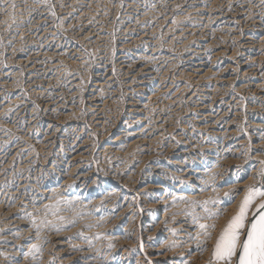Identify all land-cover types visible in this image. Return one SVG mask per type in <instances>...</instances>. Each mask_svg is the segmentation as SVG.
<instances>
[{"label": "bare ground", "instance_id": "6f19581e", "mask_svg": "<svg viewBox=\"0 0 264 264\" xmlns=\"http://www.w3.org/2000/svg\"><path fill=\"white\" fill-rule=\"evenodd\" d=\"M143 1L144 0L141 2L142 4ZM220 1L221 0L209 1V11H212L213 8H216L214 15L215 20L222 19L220 32H218V35L216 36L218 39L212 38V36L209 37V41H207L203 39L204 37H201L203 40L200 41H204V43H201L205 44L203 46L209 48L208 59L206 58L207 61L205 60L204 62L201 61V59L195 60L192 58V56L195 55L194 53H198V50H196L194 53L192 52V56H190V58L187 57L190 61L188 63L189 66L186 65L188 67L179 69L177 73V81H180L179 83L176 82L174 85H172L167 81V79H165L168 77H162L163 70L161 73L162 76L160 75L159 78L157 75H153V69L149 71V68L146 67L147 65L143 66L145 62L143 65L142 63L139 65L138 61L136 62L131 60V65L123 63V68H126L128 71V69L134 65V67L137 68V70L135 69L137 74H140V72L146 70L145 74H147L149 76L148 78H150L149 83H152L154 87L145 88L140 83H137L135 86H133V84H130V82L134 78H130V82L128 81L126 84L125 81H123L125 85H122L123 88L119 94L126 98V103L122 102L125 104H123V107L122 105L120 106L122 107L120 108L121 110L119 109V112H116L115 115L113 114L114 117L112 115V118L109 114V107H111L109 106L111 104L109 101H111V95H108L110 99L105 100L103 99L104 94H102L103 88H105L107 84L113 80L110 72L93 76V79H91L89 84L85 86L87 89L84 87V90L78 92L77 94H75V92L73 94L71 93L69 98H78V100H76L78 101L77 106L73 105L71 102H69V100L60 102L52 100L48 101V103L44 102V104L38 106V108L43 107L45 110H53L52 113L54 114V118L50 117L47 122L45 121L46 124H44V128H42V132L40 131V133H38V131L37 136L35 134L33 137L32 131L30 130V132H28L29 134L27 139L28 142H31L29 139L32 138L31 140L33 143H31L35 145L34 150H38V154H42L44 152L47 153L45 154V157L41 159L42 164L40 169H38V172H40V174H44L43 176L47 177L48 179L46 184H43L40 187L36 180H31L30 184L24 183L25 185L23 184L18 185L19 187L17 186L19 189H25L26 187L31 186V188L34 190H38L42 195V197L39 198L40 200L35 198L38 200V202H36L37 200L35 202L28 200L27 202V200H25L22 195V198L16 201L17 203H14L13 206L4 205L6 203L0 204V225H2L0 229L2 230L4 227H8L14 230L13 234L0 236V264H208V261L211 258L215 239L227 221L238 211V207L243 200L244 195L246 194L248 186L253 184L258 185L261 182L259 173L261 170H264V163H262L264 162V3L260 8H255L256 10H253L250 9L251 6L248 8L246 5H244L245 3L240 4L239 0H226L227 3L225 2V6L222 5L224 1H221L222 3H220ZM263 1L264 0H262L260 3ZM258 3L256 4L259 5ZM146 5H149V2ZM196 9L193 10L196 11ZM199 9L201 10V8ZM202 10L204 9L202 8ZM160 12L162 13V11ZM189 12H192V8ZM196 12H198V10ZM91 15L93 16V14H90V16ZM159 15L160 13L158 16ZM128 16L131 15L129 14ZM166 17H169L168 14ZM179 18L177 19L179 20ZM203 18L205 17H202L201 19ZM163 19L165 18L163 17ZM182 19L184 18L182 17ZM142 20L143 19H141V22ZM206 20L208 21V19ZM174 22L175 20L172 24H174ZM137 23L135 25H137ZM143 23L145 24V22ZM97 24H99V22ZM93 25L95 24L93 23ZM98 28H100V26ZM135 28L137 29V27ZM189 28L187 27L186 29ZM107 29L109 31V28ZM131 29L130 31L133 33L134 29ZM156 29L155 31H157ZM172 29L173 28L171 26V32ZM202 31L204 32L203 29ZM213 31L215 30L213 29ZM208 32L206 31V33ZM152 33L153 32H151V34ZM191 33L193 34L194 31ZM212 34H210V36ZM193 35L191 36L193 37ZM87 36H83V38ZM147 37L150 38L149 36ZM145 38L141 37L139 39H135L134 41L148 43L152 40V38H150L151 40L147 41ZM79 39H81V37H78V40ZM172 39L174 40L175 38L172 37ZM181 39L183 38L181 37ZM194 39H196V37ZM81 40L84 41V39ZM192 40L193 39L190 37L184 42L180 41L184 45L182 47L179 46L180 50L177 48L176 49L185 53L187 50L184 51L183 47L186 46L189 41L192 43ZM48 41L51 40L48 39ZM157 41L158 39L155 42L153 41L154 46ZM172 44H174V42ZM149 45L147 44V47ZM128 46L130 45L128 44ZM126 48L128 47L126 46ZM161 49L160 51H162ZM190 50L188 49V51ZM125 51H127V49ZM160 51L154 49L152 50L151 54L142 56L140 55L137 57V59L143 57L149 60L152 58L150 55L153 54L158 55L160 58V56H162V54L159 55ZM115 53L116 52L112 54ZM137 55H139V53ZM102 56H104V54ZM80 57L81 56H79V58ZM8 58L10 57L8 56ZM51 58L52 57L50 56V59ZM59 59H61V57ZM153 59L154 57L152 60ZM70 62L71 61H69V63ZM158 62L161 61L158 60ZM164 62L165 60L163 63ZM71 63L75 64V67H77L80 61L74 60ZM173 63L174 62H172V64ZM153 64L155 65L156 62H153ZM165 65L167 66V64ZM97 67L99 68V66ZM2 75H4V73H2L0 77ZM12 76L14 77V75ZM120 78H122V76ZM155 78L159 81H156ZM2 80H4L3 84L6 85L7 83L9 84L10 78L5 76V78H2ZM11 84L12 81L9 86ZM36 88H38V86ZM36 90L35 93L41 92V89L37 91ZM30 93L32 92L30 91ZM116 94L117 92L114 94V96H117ZM17 96V94L13 95V98L15 97L14 101L18 100V98H16ZM11 98L12 97L2 96V110L8 109L11 104ZM250 100L251 102H249ZM113 101L118 100L114 99ZM113 101L111 102L113 103ZM12 103L14 104V102ZM17 103L20 104L16 101L15 104ZM36 108L37 107H30L28 109L29 117L35 114L34 112H36ZM59 108L63 109V111L58 110ZM149 108L153 109L154 111L156 109H166L167 111H170V109L173 108V112L172 114L169 113V115L165 117L162 113H158L157 116H155V114L153 116H148L150 114L148 113V115H146V109L149 110ZM81 109L82 111H85V114H91L94 117H90L88 123L85 125L90 124L92 130L94 129V131L99 134V139L93 141L89 136H87V134L84 137H81L77 134L76 138L70 141L61 139L58 145L59 149L57 148V153L54 154V156H58L59 154L60 161L59 159H56L48 154L47 149L48 147L50 149L54 148L57 145L58 142H56V137H59L58 135L61 130L65 131L66 133L65 127L68 124H72L73 122L77 121L75 118H77V116L82 113L80 111ZM23 112L25 111H22V113ZM157 112L159 111L157 110ZM82 114L85 115L84 112ZM170 115L173 117L171 118ZM121 118L124 119L121 121ZM174 118H181L180 120H182V122H178L179 125H177V122L174 123ZM74 119L76 121H74ZM90 135L92 134L90 133ZM167 135L169 137L173 135L172 141L169 139L170 143L168 141V143H166V141L163 142L162 138L165 139L168 137ZM9 141L11 142V140ZM63 145L66 148H64ZM25 149L26 147L19 149L17 148L15 152H12L14 155L8 160L7 166L15 159L14 157L16 154L25 152ZM155 154H161L162 156L164 155L166 157V159L163 158V161L166 162V165H169L172 168V171L169 170L171 172H168L167 175L162 172V166H160L158 163H151V158H154ZM95 156L100 158V160L102 158H104V160L107 159V164L105 167L104 165L99 167V165L96 166L92 164L91 159H93L92 157ZM57 162H61L59 164H62L63 169L58 172L56 175L57 177H54L53 174L55 172H53V170L57 169L59 165ZM253 162H256V165L248 168L251 164H253ZM17 163L18 162H16V164ZM247 163H249V165H246ZM38 165H40V163ZM124 169L128 171L127 174L122 175V171ZM26 178H28V180L30 179L29 177ZM33 178L35 177L33 176ZM19 182H21V180ZM0 191H2V189ZM9 194L12 197L14 196V193ZM1 198H3V196ZM75 200H79L80 202L82 200L86 201V203H81L83 207H86L85 211L87 208L90 209V206L92 205V209H90V211L87 210L86 212H82L83 214L79 212L80 207L78 209L79 211L75 210L76 213L79 212L80 215L82 214L79 220L77 218V220H74L76 213L70 211L71 209L69 210L68 208V206L71 204L73 205ZM193 201L196 203L194 204ZM205 201H217L218 203H208L206 205L207 211H205ZM77 204L80 203L77 202ZM114 207H117L116 212H113ZM47 209H51L50 214L45 212ZM61 209L64 210L60 211ZM98 209L100 211L103 210L101 215H98ZM191 209L194 210V212H191L193 214H189ZM217 211H222L223 214L218 218L209 219V213ZM59 212L63 213V216L67 218H65L63 221H59V216L57 217ZM140 214H142V216ZM194 217L196 218L195 220ZM37 220L41 221L37 223L41 225L40 228L38 226L39 230L35 225ZM201 223L207 225H216L214 229H207V232L211 234V238L205 234V230L198 227V225ZM44 228H47V230H43L42 232V229ZM33 244L38 246L39 251H33L30 253V249ZM109 244H112L113 247L110 248ZM21 250L24 252H21Z\"/></svg>", "mask_w": 264, "mask_h": 264}, {"label": "rangeland", "instance_id": "374dc122", "mask_svg": "<svg viewBox=\"0 0 264 264\" xmlns=\"http://www.w3.org/2000/svg\"><path fill=\"white\" fill-rule=\"evenodd\" d=\"M72 1V2H71ZM75 1V2H74ZM83 1V2H82ZM157 1V2H156ZM179 3H178V2ZM203 1V0H202ZM201 0H144L143 4L141 3L142 0H0V75L2 73H4V75H2L1 77L4 79L5 76L9 77V84L12 81V84L9 86V84L5 85L3 84L4 80H2V78L0 77V104H1V108H0V190L2 189V191H0V204H4L6 206H13L14 203H17L16 201H18L20 198H25V200L29 201H33L35 202L37 199L40 200L39 198L42 197V195L39 193V191L34 190L33 188H31V186L26 187L25 189H19L18 185H23L24 183L30 184L31 180H36L37 184L40 186H42L43 184L45 185L47 182V177L43 176L44 174H40V172H38V169H40V166L42 164L41 159H43L45 157V154L47 153H39L38 154V150H34L35 145H33V141L31 140L32 138H30L29 140L32 142H28V132H30V130L32 131V136L34 137L35 134L36 136L38 135V133H40V131L42 132V128H44V124H46V122L48 121V119L54 118V114L52 113L53 110L48 109L45 110L43 107H39L42 104L48 103V101H67L69 100V102H71L73 105L77 106L78 104V98H69L71 93L73 94L75 92V94H77L78 92L84 90V87L87 86L90 82L91 79H93V76H97L98 74H106L110 72V75L112 77L113 80H111V82H109L107 84V86L105 88H103V99L107 100L110 99L111 97V101H113L114 99L118 100V101H113V103L111 101H109V103H111L109 106L110 109V115L112 118V115L116 114V112H119L118 110L120 108L123 107V104L126 103V98L124 96H121L119 94L120 91H122L121 89L123 88V86L132 78H134L130 84L132 83L133 86H135L137 83L142 84L145 88H152L154 87V85L152 83H149V76L147 74H145L146 70L140 72V74L138 75L136 70L137 68L134 67V65H132L128 71L126 70V68H123L124 64L127 65H131L132 61H138L139 65L142 63L143 66H146L147 68H149V71L154 72L153 75H157L160 78V75L162 76L163 74V78L167 79L168 82H170L172 85H174L176 82L179 83L180 81H177L178 79V71L179 69H184L185 67H188V63L190 62L188 60V58H190V56H192V52H196V50H198V53H194L195 55L192 56L193 59H201V61H207L208 56H209V48L204 47L202 44L204 43V41H200V40H207L209 41V37L212 38H217L216 37L218 34V32H220V27L222 26V19L220 20H215V11L216 8H213L212 11H209L210 8V0H204L202 2ZM223 2V6H225V4L227 3L226 0H221ZM220 1V3H222ZM239 0L240 4H244L246 5L248 8H250L249 6H251L250 9L256 10L255 8H260L264 1L262 3H260L262 0ZM248 1V2H247ZM251 1V2H250ZM101 2V3H100ZM135 2V4H134ZM149 2V5H146ZM172 2V3H171ZM194 2V3H191ZM226 2V3H225ZM250 2V3H249ZM259 2V3H258ZM15 4L16 7L13 10V8L11 7L12 4ZM133 3V4H132ZM157 3V4H156ZM171 3V5H170ZM174 3V4H173ZM177 5H176V4ZM203 3V4H201ZM205 3V4H204ZM248 3V4H247ZM253 3V4H252ZM256 3H258L259 5H257ZM138 4V5H137ZM173 4V5H172ZM251 4V5H250ZM142 5V6H141ZM144 5V6H143ZM168 5V6H166ZM170 5V6H169ZM195 5V6H194ZM209 5V7H208ZM122 6V7H121ZM147 6V7H146ZM175 6V8H174ZM177 6V7H176ZM254 6V7H253ZM258 6V7H257ZM19 7V8H18ZM164 7V8H163ZM169 7V8H168ZM173 7V8H172ZM195 7V8H194ZM246 7V9H247ZM18 8V9H17ZM94 8V9H93ZM135 8V9H134ZM139 8V9H138ZM141 8V9H140ZM155 8V9H154ZM192 8V12L191 11ZM197 8V9H196ZM201 8V10L199 9ZM202 8L204 10H202ZM21 9V10H20ZM116 9V10H115ZM161 9V10H160ZM166 11H165V10ZM190 9V10H189ZM198 10V12H196ZM85 10V11H84ZM110 10V11H109ZM162 11V13L160 11ZM65 11V12H64ZM83 11V12H82ZM146 11V12H145ZM149 11V12H148ZM170 11V12H169ZM202 11V12H201ZM53 12L55 13L53 15ZM106 12V13H105ZM148 12V13H147ZM165 12V13H164ZM209 15H208V13ZM7 13V14H6ZM135 13V14H134ZM150 13V15H149ZM160 13V15L158 16V14ZM164 13V15H163ZM170 13V14H169ZM85 14V15H84ZM87 14V15H86ZM90 14H93V16L91 17ZM131 16H128V15ZM148 14V16H147ZM168 14L169 17H166ZM196 14V15H195ZM198 14V16H197ZM205 16H204V15ZM127 15V16H126ZM138 15V16H137ZM157 17H155V16ZM166 19H163V17ZM176 15V16H175ZM196 17H195V16ZM9 16V17H8ZM20 16V17H19ZM147 16V18H146ZM201 16V17H199ZM209 16V17H208ZM212 16V18H211ZM14 17V19H13ZM126 17V18H125ZM137 19H136V18ZM144 17V18H142ZM154 17V18H153ZM179 18V20L177 18ZM182 17L184 19H182ZM192 17V18H191ZM195 17V18H194ZM202 17H205L203 19H201ZM89 18V19H88ZM91 18V19H90ZM123 18V19H122ZM132 20H131V19ZM150 18V19H149ZM154 20H152V19ZM200 18V19H199ZM4 19V20H3ZM6 19V20H5ZM83 19V20H82ZM136 19V20H135ZM141 19L142 22H141ZM157 19V20H156ZM159 19V20H158ZM181 19V20H180ZM196 19V20H195ZM208 19V21L206 20ZM214 21H213V20ZM91 20V21H90ZM126 22H125V21ZM146 20V21H145ZM150 22H148V21ZM175 20L174 24L173 21ZM177 20V21H176ZM5 21V22H4ZM7 21V22H6ZM73 21V22H72ZM84 23H83V22ZM89 21V22H88ZM112 21V22H111ZM123 21V22H122ZM129 21V22H128ZM135 21V22H134ZM140 23H137V22ZM193 21V23H192ZM200 21V22H199ZM211 21V22H210ZM40 22V23H39ZM88 22V23H87ZM96 22V23H95ZM99 22V24H97ZM105 22V23H104ZM122 22V23H121ZM128 22V23H127ZM134 22V23H133ZM145 22V24L143 23ZM178 24H177V23ZM195 22V23H194ZM199 24H198V23ZM207 25H206V23ZM218 22V23H217ZM221 22V23H220ZM18 23V24H17ZM63 23V24H62ZM73 23V24H72ZM93 23L95 25H93ZM137 23V25H135ZM153 23V24H152ZM198 25H197V24ZM211 23V25H210ZM11 24V25H10ZM84 24V25H83ZM87 24V25H86ZM91 24V25H90ZM97 24V25H96ZM104 24V25H103ZM133 24V26H132ZM149 24V25H148ZM169 24V25H168ZM191 24V25H190ZM214 24V25H213ZM217 24V25H216ZM31 25V26H30ZM70 25V26H69ZM75 25V26H74ZM102 25V27H101ZM135 25V26H134ZM153 25V26H152ZM157 25V26H156ZM172 26V32H171V26ZM49 26V27H48ZM69 26V27H68ZM85 26V27H82ZM92 26V27H91ZM100 26V28H98ZM105 26V29H104ZM107 26V27H106ZM149 26V27H148ZM159 26V27H158ZM170 26V28H169ZM175 26V27H174ZM178 26V27H177ZM199 26V27H198ZM206 26V27H205ZM209 26V27H208ZM36 27V28H35ZM51 27V28H50ZM76 27V28H75ZM124 27V29H123ZM133 29H131V28ZM137 27V29L135 28ZM139 27V28H138ZM141 27V28H140ZM143 27V28H142ZM154 27V28H153ZM157 29H156V28ZM189 29H186V28ZM196 27V29H195ZM202 27V28H201ZM204 27V28H203ZM219 27V28H218ZM34 28V29H33ZM39 28V29H38ZM58 28V29H57ZM96 28V29H95ZM110 34H109V31ZM119 28V29H118ZM179 28V29H178ZM211 28V29H208ZM17 29V30H16ZM22 29V30H21ZM93 29V30H92ZM107 29V30H106ZM122 29V30H121ZM133 30V33L130 31ZM155 29L157 31H155ZM159 29V31H158ZM165 29V30H164ZM168 29V30H167ZM202 29L204 30V32L202 31ZM207 29V30H206ZM213 29L215 31H213ZM219 29V30H218ZM24 30V31H23ZM53 32H52V31ZM127 30V32H126ZM144 30V31H142ZM149 32H148V31ZM181 30V31H180ZM184 30V31H182ZM189 30V31H188ZM194 31V35L191 33L192 31ZM197 30V32H196ZM212 30V31H211ZM82 31V32H81ZM101 31V32H100ZM130 31V32H129ZM141 31V32H140ZM188 31V32H187ZM201 31V32H200ZM206 31L208 33H206ZM21 32V33H20ZM44 32V33H43ZM84 32V33H83ZM88 36H87V33ZM95 32V34H94ZM97 32V33H96ZM137 32V33H136ZM145 32V33H144ZM151 32H153L151 34ZM183 32V33H182ZM190 32V33H189ZM215 32V33H214ZM90 33V34H89ZM122 33V34H121ZM131 33V35H130ZM141 33V34H138ZM144 33V35H143ZM160 33V34H159ZM182 33V34H180ZM213 33V34H212ZM47 34V35H46ZM84 34V35H83ZM98 36H97V35ZM126 34V36H125ZM148 34V35H147ZM164 34V35H163ZM181 36L183 39H181ZM203 34V36H202ZM209 36H208V35ZM210 34H212L210 36ZM65 35V36H64ZM79 35V36H78ZM101 35V38H100ZM104 35V36H103ZM146 35V36H145ZM156 35V36H155ZM162 35V36H161ZM167 35V36H166ZM176 35V36H175ZM193 35V37L191 36ZM198 35V36H196ZM52 36V37H51ZM83 36H87L84 37ZM146 38H145V37ZM147 36H149L150 38H152V40L150 38H148ZM153 36V37H152ZM184 36V37H183ZM186 36V37H185ZM189 36V37H188ZM39 37V38H37ZM78 37H81V39H84V41H82L81 39L78 40ZM90 37V38H88ZM98 37V38H97ZM103 37V38H102ZM107 37V38H106ZM125 40H124V38ZM131 37V38H129ZM136 37V38H135ZM145 38L147 39V41H150L148 43H143L141 41L135 42V39H139V38ZM155 37V38H154ZM175 38L174 40L172 39ZM179 37V38H178ZM192 38L193 40L191 41L192 43H190V41L186 44V46L183 47L185 53L178 51L180 50L179 48L182 47L184 44L182 42L188 40V38ZM196 37V39H194ZM199 37V38H198ZM201 37H204L203 39ZM33 38V39H32ZM52 38V39H51ZM61 38V39H60ZM92 38V39H91ZM127 38V39H126ZM198 38V39H197ZM201 38V39H200ZM35 39V40H34ZM44 39V41H43ZM51 40V41H48ZM55 39V40H53ZM88 41H86V40ZM90 39V40H89ZM96 39V40H95ZM99 39V40H98ZM158 39V41L156 42L155 46L153 45L154 42ZM174 44H172L173 42ZM181 39V40H180ZM55 42H53V41ZM77 40V41H76ZM94 40V42H93ZM98 40V41H97ZM196 40V41H195ZM198 40V41H197ZM35 41V42H33ZM38 41V42H37ZM41 41V42H40ZM75 41V42H73ZM80 43H79V42ZM82 41V42H81ZM125 41V43H124ZM131 41V44H130ZM134 41V42H133ZM154 41V42H153ZM161 43H160V42ZM178 41V42H177ZM182 41V42H180ZM30 42V43H29ZM53 42V43H51ZM69 42V43H68ZM96 42V43H95ZM180 42V44H179ZM202 42V43H201ZM38 45H37V44ZM46 43V44H45ZM143 43V44H142ZM159 43V44H157ZM182 43V44H181ZM200 43V44H199ZM44 44V45H43ZM50 44V45H49ZM124 44V45H123ZM127 44V45H126ZM128 44L130 46H128ZM136 44V45H135ZM147 44L149 45L147 47ZM172 44V45H171ZM196 46H195V45ZM57 45V46H56ZM73 45V46H72ZM123 45V46H122ZM134 45V46H133ZM140 45V46H139ZM143 45V46H142ZM153 45V46H152ZM199 45V46H198ZM126 46L128 48H126ZM137 46V47H136ZM167 46V47H166ZM172 48H171V47ZM180 46V47H179ZM189 46V47H188ZM191 46V47H190ZM195 46V47H194ZM124 47V48H123ZM139 47V48H138ZM144 47V48H143ZM162 49H161V48ZM166 49H165V48ZM169 47V49H168ZM56 48V49H55ZM119 48V49H118ZM132 48V49H130ZM136 48V49H135ZM159 50L160 49L162 51H160V54H162V56H160V58L158 57V55H150V57H154V61L151 59H145L143 57L138 58V56H142V55H149L151 54L152 50L154 49ZM178 50H177V49ZM194 48V50H193ZM29 49V50H28ZM44 49V50H43ZM49 49V50H48ZM116 49V50H115ZM123 49H127V51L123 50ZM144 49V50H143ZM188 49L193 50V51H188ZM200 49V51H199ZM66 50V51H65ZM69 50V52H68ZM122 50V51H121ZM171 54H170V52ZM174 52H173V51ZM74 53H72V52ZM77 51V52H76ZM116 52L115 54H112L114 52ZM131 51V52H130ZM140 51V52H139ZM166 53H165V52ZM203 51V52H202ZM47 54H44V53ZM119 52V53H118ZM148 52V53H147ZM164 52V53H163ZM204 54H201V53ZM15 53V54H14ZM32 53V54H31ZM40 53V54H39ZM50 53V54H48ZM54 53V54H53ZM61 53V54H60ZM76 53V54H75ZM78 53V54H77ZM98 53V54H97ZM139 53V55H137ZM173 53V54H172ZM175 53V54H174ZM177 53V54H176ZM182 55H181V54ZM22 54V55H21ZM39 54V55H38ZM43 54V56H42ZM59 54V55H58ZM64 54V55H63ZM71 54V55H70ZM81 54V55H79ZM104 54V56H102ZM135 54V55H134ZM180 54V55H179ZM197 54V55H196ZM49 55V56H47ZM53 55V56H52ZM57 55V57H56ZM64 57H63V56ZM121 57H120V56ZM125 55V56H124ZM131 55V56H130ZM166 55V56H165ZM179 57H178V56ZM8 56L11 58H8ZM13 56V57H12ZM15 56V57H14ZM50 56L52 57L50 59ZM79 56H81L79 58ZM85 56V57H84ZM102 56V57H100ZM109 56V57H108ZM128 56V57H127ZM156 56V57H155ZM164 56V58H163ZM22 57V58H21ZM54 57V58H53ZM61 57V59H59ZM126 57V58H125ZM149 57V58H150ZM158 57V58H157ZM166 57V58H165ZM171 59H170V58ZM173 57V58H172ZM183 57V58H182ZM188 57V58H187ZM201 57V58H200ZM8 58V60H7ZM21 58V59H20ZM76 58V59H75ZM79 58V59H78ZM85 58V59H84ZM100 58V59H98ZM102 58V59H101ZM134 58V59H132ZM163 58V59H162ZM168 58V59H167ZM207 58V59H206ZM11 61H10V60ZM34 59V60H33ZM36 59V60H35ZM67 59V60H66ZM70 59V60H69ZM83 59V60H82ZM108 59V60H107ZM162 59V60H161ZM186 59V60H185ZM13 60V62H12ZM40 60V61H38ZM51 60V61H50ZM60 60V61H59ZM62 60V61H61ZM74 60L80 61V63L78 64L77 67H75V64H72L71 62H73ZM125 60V61H124ZM132 60V61H131ZM140 60V61H139ZM143 60V61H142ZM149 62H148V61ZM161 61V62H158ZM165 60V62L163 63V61ZM176 60V61H174ZM183 60V61H182ZM185 60V61H184ZM20 64H19V62ZM24 61V62H23ZM28 61V62H27ZM69 61H71V65L69 63ZM98 61V63H97ZM106 61V62H105ZM109 61V62H108ZM127 61V62H126ZM181 61V62H180ZM16 62V63H15ZM22 62V63H21ZM26 62V63H25ZM42 62V63H41ZM84 62V63H82ZM91 62V63H90ZM112 62V63H111ZM119 62V63H118ZM122 62V63H121ZM131 62V63H130ZM152 62V63H151ZM153 62H156V64L154 65ZM170 62V65H169ZM172 62H174L173 65ZM178 62V63H177ZM25 63V64H24ZM44 63V64H43ZM52 63V64H51ZM106 63V64H105ZM108 63V64H107ZM117 63V64H114ZM124 63V64H123ZM148 63V64H146ZM158 63V64H157ZM11 64V65H10ZM15 64V65H14ZM19 64V65H17ZM38 64V65H37ZM51 64V65H50ZM54 64V67H53ZM77 64V63H76ZM83 64V65H82ZM85 64V65H84ZM111 64V65H110ZM122 64V65H121ZM162 64V65H161ZM165 64H167V67ZM181 64V65H180ZM56 65V66H55ZM68 65V66H67ZM73 65V67H72ZM81 65V66H80ZM108 65V66H107ZM149 65V66H148ZM188 65V66H186ZM12 66V67H11ZM14 66V67H13ZM51 66V67H50ZM66 66V67H65ZM96 66V67H95ZM97 66H99V69ZM104 66V67H103ZM112 68H111V67ZM119 66V67H118ZM122 66V67H121ZM183 66V67H182ZM9 67V68H8ZM22 67V68H21ZM72 67V68H71ZM82 67V68H81ZM114 67V68H113ZM166 67V68H165ZM2 68V69H1ZM8 68V69H7ZM25 68V69H24ZM88 68V69H87ZM119 68V69H118ZM29 69V70H28ZM59 69V70H58ZM93 69V70H92ZM98 69V70H97ZM121 69V70H120ZM134 72H133V70ZM136 69V70H135ZM157 69V70H156ZM167 69V70H165ZM169 69V70H168ZM177 69V70H174ZM9 70V71H8ZM89 72H88V71ZM103 70V71H102ZM121 73H119L118 71ZM156 70V71H155ZM160 70V71H159ZM163 70V73H162ZM131 71V72H130ZM170 71V72H169ZM177 71V72H176ZM13 72V73H12ZM92 72V73H91ZM94 72V73H93ZM105 72V73H104ZM113 76L112 75V73ZM127 72V73H125ZM144 72V73H143ZM158 72V73H157ZM160 72V73H159ZM7 73V74H6ZM15 73V74H14ZM20 73V75H19ZM80 73V74H79ZM115 73V74H114ZM162 73V74H161ZM167 75H166V74ZM17 74V75H16ZM119 74V75H118ZM128 74V75H127ZM169 74V75H168ZM171 74V75H170ZM176 74V75H175ZM11 75V76H9ZM14 75V77L12 76ZM122 78H120L121 76ZM125 75V77H124ZM130 75V76H129ZM138 75V76H137ZM40 76V77H39ZM59 76V77H58ZM64 76V77H62ZM136 76V77H135ZM141 76V77H140ZM175 76V77H174ZM56 77V78H55ZM118 79H117V78ZM128 77V78H127ZM140 77V78H139ZM145 77V78H144ZM170 77V78H169ZM15 78V79H14ZM31 78V79H30ZM74 78V79H73ZM89 78V79H88ZM131 78V79H130ZM136 78V80H135ZM23 81H22V80ZM49 79V80H48ZM51 79V80H50ZM54 81H53V80ZM59 79V81H58ZM77 79V80H76ZM143 79V80H142ZM148 79V80H147ZM156 79V78H155ZM39 82H37V81ZM56 80V81H55ZM115 80V81H114ZM148 84H147V82ZM172 80V81H171ZM78 81V83H77ZM120 81V83H119ZM125 81V84L124 82ZM140 81V82H139ZM156 81H159L156 79ZM155 81V82H156ZM85 82V83H82ZM174 82V83H173ZM3 86H2V84ZM78 85H77V84ZM15 84V85H14ZM34 84V85H33ZM49 84V86H48ZM51 84V85H50ZM85 84V85H84ZM114 84V85H113ZM120 84V85H119ZM151 84V85H150ZM157 84V82H156ZM5 85V87H4ZM32 85V86H31ZM41 85V86H40ZM76 85V87H75ZM83 85V86H82ZM119 85V86H118ZM123 85V86H122ZM38 86V88H36ZM47 86V87H46ZM72 86V87H71ZM5 89H4V88ZM14 87V88H13ZM16 87V88H15ZM25 87V88H24ZM35 87V88H34ZM66 87V88H65ZM83 87V88H82ZM114 87V88H113ZM119 89H117V88ZM11 90H10V89ZM44 88V89H43ZM78 88V89H77ZM87 89V87H85ZM9 89V90H8ZM16 89V90H15ZM32 89V90H31ZM34 89V90H33ZM40 90L41 92L39 93H35V90ZM62 89V90H61ZM105 89V90H104ZM112 89V90H111ZM115 89V90H114ZM4 90V91H2ZM8 90V91H7ZM14 90V91H12ZM36 90V91H37ZM108 90V91H107ZM7 91V92H6ZM30 91L33 93H30ZM34 91V92H33ZM44 91V92H43ZM112 91H116L117 92V96H114V94L116 92H112ZM65 92V93H64ZM105 92V93H104ZM111 92V93H110ZM4 93V94H2ZM7 93V94H6ZM13 93V94H12ZM23 93V95H22ZM45 93V94H44ZM59 93V94H58ZM9 94V95H8ZM17 94L18 96L16 98H18V100H16L17 102H19L20 104H15L16 101H14L13 95ZM25 94V95H24ZM31 94V95H29ZM39 94V95H38ZM50 94V95H49ZM52 94V95H51ZM111 96H110V95ZM8 96V97H12L11 99V104H10V108L8 107L7 110H2V103H3V99L2 96ZM22 95V96H21ZM37 95V96H36ZM110 97H109V96ZM39 96V97H38ZM54 98H53V97ZM68 96V97H67ZM105 96V97H104ZM61 97V98H59ZM109 97V98H108ZM117 97V98H115ZM35 98V99H34ZM51 98V99H50ZM58 98V99H57ZM136 98V97H134ZM2 99V100H1ZM23 99V100H22ZM43 99V100H42ZM60 99V100H59ZM73 101V102H72ZM14 102V104L12 103ZM23 104H22V103ZM76 102V103H75ZM115 102H121V103H115ZM125 102V103H122ZM251 102V100L249 101ZM253 102V101H252ZM31 105H30V104ZM34 105H33V104ZM115 104V105H114ZM17 105V106H16ZM26 105V106H25ZM29 105V106H28ZM115 107H114V106ZM122 105V107H120ZM13 109H12V108ZM25 107V109H24ZM36 108V112H34L35 114H33L31 117H29L28 113V109L29 108ZM113 110H112V109ZM174 108V107H173ZM172 109H170V111H167L166 109H156L155 111L151 108H149V110L146 109V115H148V113L150 115L148 116H153L155 114V116L158 115V113H162L165 116H168L169 113L172 114ZM116 109V110H115ZM41 110V111H40ZM58 110L63 111V109L59 108ZM121 110V109H120ZM157 110L159 112H157ZM165 110V111H164ZM3 111V112H2ZM22 111H25L22 113ZM46 113H45V112ZM51 111V112H50ZM56 111V110H55ZM54 111V112H55ZM82 113L85 111H82V109L80 110ZM115 111V112H114ZM154 111V112H153ZM48 112V113H47ZM152 112V113H151ZM3 113V114H1ZM82 113L79 114V116H77V118L74 119V121L72 124H68L65 128H66V133L65 131H62L59 133V137H56V142L57 143V147L55 146L54 148H49L47 149L48 154H50L52 157L59 159V154L58 156H54L55 153H57L56 149H59V141L61 139H66L67 141L73 140L76 138L77 134L81 137H84L86 134L87 136L90 137L91 140L96 141L97 139H99V134H97L96 131H94V129L92 130V127L90 126V124L85 125L86 123H88V120L91 118H94L91 114H85L83 115ZM112 113V114H111ZM165 113V114H164ZM16 114V115H15ZM44 114V115H43ZM51 114V115H49ZM7 115V116H6ZM40 115V116H39ZM43 115V116H42ZM78 115V114H77ZM82 115V116H81ZM113 115V117H114ZM88 118H87V117ZM171 118L173 117L172 115H170ZM83 117V118H81ZM27 118V119H26ZM30 118V119H29ZM43 118V119H42ZM33 119V120H32ZM37 119V120H36ZM124 118H121V121ZM181 118H174L173 120L175 121L174 123H176L177 125H179L178 122H182V120H180ZM30 120V121H28ZM86 120V122H85ZM43 121V122H42ZM46 121V122H45ZM84 121V122H83ZM37 122V123H36ZM96 122V120H95ZM28 123V124H27ZM36 123V124H35ZM76 123V124H75ZM81 123V124H80ZM84 123V124H82ZM91 123V122H89ZM4 124V125H3ZM6 124V126H5ZM9 124V125H8ZM35 125V126H34ZM73 127H72V126ZM25 126V127H24ZM32 126V128H31ZM71 126V128H70ZM22 127V128H20ZM30 127V129H29ZM85 127V129H84ZM87 127V128H86ZM26 128V129H25ZM39 128V129H38ZM75 128V129H74ZM77 128V129H76ZM38 129V130H37ZM11 130V131H10ZM28 130V131H27ZM81 130V131H80ZM85 130V132H84ZM87 130V131H86ZM36 131V132H34ZM39 131V132H38ZM92 135H90V133ZM38 132V133H37ZM73 132V133H71ZM79 132V133H78ZM82 132V133H81ZM85 133V134H84ZM5 134V135H4ZM83 134V135H82ZM97 134V135H96ZM27 135V136H26ZM66 137H65V136ZM69 135V136H68ZM26 136V138H25ZM64 138H63V137ZM95 136V137H94ZM97 136V137H96ZM168 136V135H167ZM24 139H23V138ZM69 137V138H68ZM169 137V136H168ZM166 137L165 139H163V142L166 141V143H170V141H172L173 135H171V137ZM5 139V140H4ZM81 139V138H80ZM170 139V141H169ZM11 140V142L9 141ZM5 141V142H4ZM168 141V142H167ZM9 142V143H8ZM14 142V143H13ZM24 142V143H22ZM30 143V144H29ZM7 144V145H6ZM11 144V145H10ZM25 146H23V145ZM28 144V145H27ZM10 147H9V146ZM17 145V146H14ZM20 145V146H19ZM30 145V146H29ZM159 145V144H158ZM32 146V147H31ZM26 147V151L22 152L20 154H16V156L14 157L15 159L7 166V162L8 160L11 158V156L14 155V153L17 150V148H23ZM29 147V148H28ZM64 148H66L63 145ZM13 148V149H11ZM15 148V149H14ZM28 148V150H27ZM57 149V150H58ZM10 150V151H9ZM31 154H30V152ZM52 153V154H51ZM5 155V156H4ZM10 155V156H9ZM28 159H27V157ZM33 155V156H32ZM37 155V156H35ZM39 155V157H38ZM35 156V158H34ZM20 157V158H18ZM22 157V158H21ZM26 157V158H25ZM161 157V158H160ZM6 158V159H5ZM93 159H91V162L93 165H96L99 167L103 166L105 167V165L107 164V159L104 160V158H102L100 160V158H98L97 156L92 157ZM98 158V159H97ZM153 158V157H152ZM151 158V163H158L160 166L163 167V173L164 174H168V172L172 171V168L169 165H166V162L163 161L164 159H166V157L161 154H155V157L152 159ZM160 158V159H159ZM164 158V159H163ZM34 159V160H33ZM55 159V160H56ZM37 160V161H36ZM60 160V159H59ZM58 160V161H59ZM154 160V162H153ZM160 160V161H159ZM3 161V162H2ZM32 161V162H31ZM34 161V162H33ZM61 161V160H60ZM103 161V162H102ZM159 161V162H158ZM16 162H18L16 164ZM102 162V163H101ZM165 166H164V163ZM13 163V164H12ZM26 163V164H25ZM31 163V164H30ZM40 163V165H38ZM61 162H57V164H59ZM64 163V162H63ZM105 163V164H104ZM161 163V164H160ZM256 162H253V164H251L248 168H251V166H255ZM3 164V165H2ZM15 164V165H14ZM23 164V165H22ZM34 164V166H33ZM37 164V165H36ZM101 164V165H100ZM156 164V165H158ZM12 165V166H10ZM60 165V166H59ZM57 169H54L53 172H55L53 174V176L55 177L58 172H60L63 167L62 164H59ZM246 165H249V163H247ZM4 168H3V167ZM10 166V167H9ZM15 166V167H14ZM23 166V167H22ZM168 166V167H166ZM8 167V168H6ZM20 167V168H18ZM33 167V168H31ZM11 168V169H10ZM14 168V169H13ZM22 168V169H21ZM36 168V169H35ZM170 168V169H169ZM9 169V170H8ZM30 169V170H29ZM35 169V170H34ZM60 169V170H59ZM200 169V168H199ZM4 170V171H2ZM24 170V171H23ZM171 170V171H169ZM201 170V169H200ZM254 170V169H253ZM7 171V172H6ZM12 171V172H11ZM128 170H123L122 171V175L127 174ZM19 172V173H18ZM27 172V173H26ZM30 172V173H29ZM16 173V174H15ZM26 173V174H25ZM32 174V175H31ZM6 175V176H5ZM9 175V176H8ZM28 175V176H27ZM15 176V177H14ZM18 176V177H17ZM33 176L35 178H33ZM29 177L30 179L28 180ZM57 177V176H56ZM6 180H5V179ZM12 178V179H11ZM40 180H39V179ZM15 179V180H14ZM5 180V181H4ZM14 180V181H13ZM17 180V181H16ZM21 180V182H19ZM3 182V183H2ZM5 182V183H4ZM9 182V183H8ZM29 182V183H28ZM18 183V184H17ZM41 183V184H40ZM10 184V185H9ZM25 185V184H24ZM9 186V187H8ZM18 186V187H17ZM4 187V188H3ZM12 187V188H11ZM6 188V189H5ZM16 188V189H15ZM18 188V189H17ZM7 190V191H6ZM21 190V191H20ZM23 190V192H22ZM29 192H28V191ZM4 191V192H3ZM12 191V192H11ZM34 191V192H33ZM2 192V194H1ZM31 192V193H30ZM38 192V193H37ZM9 193H14V196L12 197ZM25 193V194H24ZM30 193V194H29ZM35 193V194H34ZM37 193V194H36ZM23 195V196H22ZM28 195V196H27ZM3 196V198H1ZM6 196V197H5ZM22 196V197H21ZM11 197V198H10ZM16 199H15V198ZM37 198V199H35ZM2 199V201H1ZM10 199V200H9ZM38 200L36 202H38ZM8 202V203H7ZM13 202V203H12ZM77 202H79L80 204H77ZM12 203V204H11ZM75 203V204H74ZM73 203V205L71 204L70 206H68L70 211H73L74 213H76L75 210L79 211V212H86L87 210L90 211V209H92V205L90 206V209L87 208V210L85 211L86 207H83V203H86L85 200H82L81 202L79 200H75ZM82 203V204H81ZM80 207V209H79ZM82 207V208H81ZM95 209H97L96 207H94ZM115 208V209H114ZM113 208V212H116L117 207ZM79 209V210H78ZM93 209V210H95ZM64 209H61L60 211H63ZM83 210V211H82ZM51 209H47L45 210L46 213L50 214ZM98 211V215H101V213L103 212L100 211L99 209ZM77 212L74 216V220L77 218L79 220L80 213ZM191 212H194L193 209L190 210L189 214H193ZM44 213V212H43ZM47 214V215H48ZM142 216V214H140ZM59 216V221H63L65 218V216H63V213L59 212L57 217ZM62 216V217H61ZM105 217V216H103ZM76 219V220H77ZM103 219V218H102ZM41 221L37 220V222L35 223L36 227L40 228V224H37ZM2 227V225H0V228ZM38 228V230H39ZM4 229V230H3ZM2 230L0 229V236L3 235H8V234H13L14 230L8 228V227H4ZM7 230V231H6ZM43 230H47V228L42 229ZM45 232V231H44ZM4 233V234H3ZM46 233V232H45ZM21 252H24L21 250ZM11 259V258H9Z\"/></svg>", "mask_w": 264, "mask_h": 264}, {"label": "snow or ice", "instance_id": "6c2138e0", "mask_svg": "<svg viewBox=\"0 0 264 264\" xmlns=\"http://www.w3.org/2000/svg\"><path fill=\"white\" fill-rule=\"evenodd\" d=\"M11 7L14 10L16 5L13 3ZM259 177L261 182L248 186L238 211L227 221L215 239L208 264H264V170H261ZM208 203L218 202L205 201V211ZM222 214V211L211 212L209 219L218 218ZM198 227L205 230V234L211 238L207 229H214L216 225L201 223ZM109 247L113 245L109 244ZM33 251H39L35 244L32 245L30 253Z\"/></svg>", "mask_w": 264, "mask_h": 264}]
</instances>
